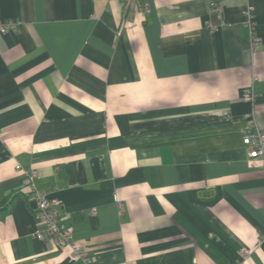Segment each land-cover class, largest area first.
Instances as JSON below:
<instances>
[{
    "label": "crops",
    "instance_id": "obj_1",
    "mask_svg": "<svg viewBox=\"0 0 264 264\" xmlns=\"http://www.w3.org/2000/svg\"><path fill=\"white\" fill-rule=\"evenodd\" d=\"M128 1L0 0V264H84L32 237L26 169L89 264H264V0Z\"/></svg>",
    "mask_w": 264,
    "mask_h": 264
},
{
    "label": "built area",
    "instance_id": "obj_2",
    "mask_svg": "<svg viewBox=\"0 0 264 264\" xmlns=\"http://www.w3.org/2000/svg\"><path fill=\"white\" fill-rule=\"evenodd\" d=\"M129 1L126 0V7L123 12V26L127 23L129 17ZM209 12L215 14L218 18L223 15V7L218 3L211 1L208 4ZM141 12H148L146 7H140ZM245 25L250 33L251 49L254 51L258 48L259 38L255 34L253 21V7L247 5L244 10ZM20 22L18 20H8L0 22V34L5 35L14 33L18 30ZM210 30H214L215 26L208 24ZM244 102L254 104L255 95L251 87L245 88L242 93ZM220 117L224 120L230 119V113L223 111ZM247 123L248 131L242 137V143L247 149L249 159L259 160L264 169V132L254 130L255 119L254 113L243 116ZM23 174V190L29 198L35 203L36 217L38 219V228L33 232L32 237L40 240H51L57 247H68L71 250L70 259L72 261H83L84 264H89V258L83 253L81 245L77 244L71 235V229L64 227L59 223L61 214V202L57 198H50L46 193L37 190L35 180L38 177L37 171L34 169L22 170Z\"/></svg>",
    "mask_w": 264,
    "mask_h": 264
},
{
    "label": "trees",
    "instance_id": "obj_3",
    "mask_svg": "<svg viewBox=\"0 0 264 264\" xmlns=\"http://www.w3.org/2000/svg\"><path fill=\"white\" fill-rule=\"evenodd\" d=\"M15 197H9L5 201L0 202V218L3 217L10 208Z\"/></svg>",
    "mask_w": 264,
    "mask_h": 264
}]
</instances>
